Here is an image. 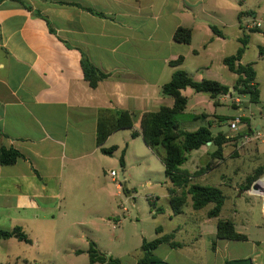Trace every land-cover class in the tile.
<instances>
[{"label": "crops", "instance_id": "1", "mask_svg": "<svg viewBox=\"0 0 264 264\" xmlns=\"http://www.w3.org/2000/svg\"><path fill=\"white\" fill-rule=\"evenodd\" d=\"M22 1L31 10L14 1L0 4V154L1 150H14L21 155L12 165L0 164V230L18 227L30 240H0V244L14 240L26 246L19 247L15 263L90 264L88 250L94 244L105 260L102 264H137L143 240L171 234L180 246L159 245L152 251L154 261L225 264L249 259L251 264H264V223L250 225L248 220H240L238 230L236 222L228 218L237 215L234 206L225 210L226 216L221 210L218 217L208 218L212 208L208 205L204 219L193 215L192 223L183 227L158 222L152 238L140 231L137 239L126 219L121 220L128 210L120 208V203L130 198L129 193L123 199L122 185L109 176L116 172L112 170L115 153L121 151L124 158L126 149L141 139L131 137L132 131H139L141 116L173 107L174 100L162 95V87L176 71H184L195 82L211 80L228 88V95L215 99L190 88L181 95L187 100L184 120L201 118L212 134L230 139V134L220 130L225 118L218 114L227 97L231 100L235 94L237 79L223 64L233 56L226 51L230 41L226 30L237 27L243 36L261 28L248 29L256 14L245 20L250 14L241 10L245 0ZM212 26L221 36L214 35ZM179 28L191 31L189 44L173 40ZM234 38L239 42L238 33ZM82 55L107 75L96 88L84 80ZM178 59L177 66L170 64ZM239 63L243 65L242 58ZM116 111L129 113L133 128L114 132L98 147V116ZM250 131L236 133L240 136L236 150L251 149L264 163V152L259 150L264 146V134ZM228 144L222 157L229 154ZM111 147L116 148L111 156L100 151ZM215 150L206 144L192 151L187 155L188 160L194 153L189 168L180 169L192 177L205 174L204 162ZM195 157L200 160L192 163ZM222 157H211L215 166ZM124 168L116 172L118 177ZM187 205L193 210L190 199ZM159 213L173 222L184 211L179 215L172 210L154 211L155 216ZM218 220L230 221L246 240L217 239Z\"/></svg>", "mask_w": 264, "mask_h": 264}, {"label": "trees", "instance_id": "2", "mask_svg": "<svg viewBox=\"0 0 264 264\" xmlns=\"http://www.w3.org/2000/svg\"><path fill=\"white\" fill-rule=\"evenodd\" d=\"M4 1H14L20 3L25 9L31 10L22 0H0V4ZM212 32L216 36L221 33L216 27H211ZM256 33V30H252ZM249 37L243 35L239 39L240 46L233 56L223 60V64L227 69L237 76L233 92L238 95H246L253 104L259 103V89L256 84V73L253 66L241 65L239 62L247 48ZM173 40L181 44H189L191 40V31L179 28L173 35ZM260 54L264 52L260 49ZM181 59L170 63L177 66ZM84 80L90 88H96L99 82L107 78V75L98 71L88 59L82 55L80 61ZM190 88L196 93L206 94L211 99L222 95H228L227 87L211 80H202L200 82L193 81L184 71H176L173 73L170 81L162 87V95L170 97L174 100L172 108L162 107L158 112L144 113L139 121V131H132L131 137H141L144 145L160 160L164 168V176L170 184L168 188L169 204L173 215L182 213L188 199L191 201L192 209L201 210L208 205L212 208L208 211V218H216L220 215L222 207L226 201L224 193L215 187L202 186L192 183L193 175L183 171L180 167L187 160V155L192 151L198 150L207 143L213 145L216 150L211 157L219 159L222 157V150L229 141L225 135L218 133L212 134L209 127H200L194 132H187L180 128L179 116H181L186 108L187 100L181 95V91ZM133 124L129 113L125 111H116L114 114L102 112L98 116L96 130V144L101 147L106 139L119 130L132 129ZM116 148H101L100 151L106 156H111ZM21 155L14 150H1L0 164L12 165ZM120 166L124 168L123 153L119 159ZM207 167L203 170H206ZM199 173V172H198ZM197 173H194V175ZM264 176V163L257 167L249 176L246 177L244 186L240 187L241 191H248L252 184ZM122 185V192L128 194V190ZM216 238L225 240L245 241L246 237L235 232L233 224L228 220H218L216 223ZM16 239L20 242L29 243L30 240L16 227L10 231L0 230V240ZM166 244L172 248H178L180 245L173 241V235H165L158 237L150 242L143 240L141 244L142 257L137 264H164L154 261L152 251L159 245ZM90 264L105 262L104 258L98 254L95 245L90 244L88 250ZM112 262L111 260H109ZM225 264H251L249 259L226 262Z\"/></svg>", "mask_w": 264, "mask_h": 264}, {"label": "rangeland", "instance_id": "3", "mask_svg": "<svg viewBox=\"0 0 264 264\" xmlns=\"http://www.w3.org/2000/svg\"><path fill=\"white\" fill-rule=\"evenodd\" d=\"M240 7H242V11H248L250 13L245 20L249 19L250 21V17L256 14L255 22L261 25L258 32L247 34L249 35L248 45L242 56V64H252L256 71L259 103H251L249 97L246 95L234 94L231 100L227 97L222 108L218 109V114L225 118L224 123L220 126V130L224 134H230L228 141L230 148L229 154L227 157H222V159L217 160L219 163L217 166H215L216 162L211 157L206 158L203 166L204 169L207 167L205 174L192 177V182H197V184L218 185L224 189H221L226 196L222 215L226 216L224 214L225 210L234 206L237 215L233 217L228 216V218H232L236 222L238 230H240V220H248L250 225L258 222L264 223V176L255 181V183L258 182L255 184L252 194L248 192L244 193L245 191L240 190V187H243L245 184L246 177L257 166L261 165L262 159L258 157V154L252 153L251 149L247 152H243L244 150H239L240 152L236 150L237 145L240 143V136L236 134L237 132L247 133L250 128L251 131L264 134V56L259 57V50L261 48L264 49V0H245L242 5L240 4ZM235 32L238 33L239 38L242 37L237 27L226 30V34L230 37L226 51H230L232 55L235 54V51L240 46V43L234 38ZM200 108L207 109L205 106ZM198 112L201 114L204 111ZM236 119L239 120V123L236 124L237 130L232 132L229 125ZM179 122L182 130H188L190 132L196 127H205L208 125L201 118L184 120L182 115L179 116ZM215 124L218 125L219 123L215 122ZM257 126H261L262 130L256 131ZM217 130L219 129H212L213 132ZM126 150L123 185L128 190L130 198L126 202L122 201L120 203V208L122 206L128 210V213L121 220L123 218L126 219L125 223L130 224L131 229L137 233V239L140 231L147 236V239L149 238L148 236L152 238L156 226H159L158 222H161L160 224L165 227H171L175 224L183 227L184 225L192 223L190 219L193 215L204 219L203 216L206 208L200 211H193L189 205L183 208L184 214L173 222L168 221L164 216H160V213L155 216V210L160 209L168 213L171 210L167 199V189L170 184L164 176L163 165L156 156L147 150L141 139L136 140L135 145L132 144ZM259 150L264 152V146H259ZM120 155L121 151L116 152L114 155L116 159L114 164L116 166L112 170H116V172L122 170L117 161ZM193 156L194 153L182 165V168H189L190 159ZM199 160V158L195 157L192 163L198 162ZM107 170H111L110 167ZM116 179L117 183H119L118 176ZM127 195L122 192L121 197L124 199L128 197ZM212 223H214V220ZM252 234L255 235L256 233L252 232ZM136 246L138 248V245ZM19 247L23 248L26 246L18 244L14 240L11 242L2 241L0 244V264H16L15 259L20 251Z\"/></svg>", "mask_w": 264, "mask_h": 264}, {"label": "built area", "instance_id": "4", "mask_svg": "<svg viewBox=\"0 0 264 264\" xmlns=\"http://www.w3.org/2000/svg\"><path fill=\"white\" fill-rule=\"evenodd\" d=\"M259 27H260V24H259V23H255V22H252L251 25H248V29H258ZM238 123H239V120L236 119L233 123H231V124L229 125V128H230L232 131H235V130H236V124H238ZM245 141H248V139L245 138ZM109 176H110L111 178H115V181H117V180H116V178H117L116 172L111 171V172L109 173Z\"/></svg>", "mask_w": 264, "mask_h": 264}, {"label": "water", "instance_id": "5", "mask_svg": "<svg viewBox=\"0 0 264 264\" xmlns=\"http://www.w3.org/2000/svg\"><path fill=\"white\" fill-rule=\"evenodd\" d=\"M207 144H210V143H207ZM118 180H119L120 183H122L124 181V176H123V173L122 172L120 173V175L118 177ZM256 183L254 182L253 185L251 186L250 191H249L250 194H252V190H253V188H254V186H255Z\"/></svg>", "mask_w": 264, "mask_h": 264}]
</instances>
